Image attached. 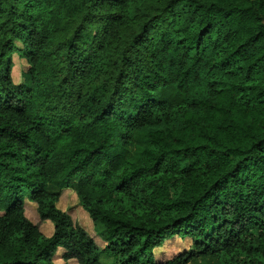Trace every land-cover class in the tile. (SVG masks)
I'll return each mask as SVG.
<instances>
[{"label":"trees","instance_id":"1","mask_svg":"<svg viewBox=\"0 0 264 264\" xmlns=\"http://www.w3.org/2000/svg\"><path fill=\"white\" fill-rule=\"evenodd\" d=\"M174 237L165 264H264V0H0V264H160Z\"/></svg>","mask_w":264,"mask_h":264},{"label":"rangeland","instance_id":"2","mask_svg":"<svg viewBox=\"0 0 264 264\" xmlns=\"http://www.w3.org/2000/svg\"><path fill=\"white\" fill-rule=\"evenodd\" d=\"M18 48H22L20 43H16ZM13 79L16 85H21L24 82V73L28 69L26 60L21 59L18 55L13 56ZM58 208L66 212L72 219L75 225L82 227L91 238H93L97 246L101 249L106 247V244L95 234L94 224L90 215L84 211L80 205L79 198L71 190H64L57 204ZM26 217L36 226L46 237H51L53 234V225L51 222H43L39 216L37 205L31 202L25 204ZM192 241L190 239H182L174 237L166 240L164 245L154 252L155 259L160 264H165L175 257L181 256L191 249ZM55 264H79L76 259H68L66 251L59 248L53 256ZM102 264H110L111 259L103 256L101 258Z\"/></svg>","mask_w":264,"mask_h":264},{"label":"crops","instance_id":"3","mask_svg":"<svg viewBox=\"0 0 264 264\" xmlns=\"http://www.w3.org/2000/svg\"><path fill=\"white\" fill-rule=\"evenodd\" d=\"M62 249V248H61Z\"/></svg>","mask_w":264,"mask_h":264}]
</instances>
